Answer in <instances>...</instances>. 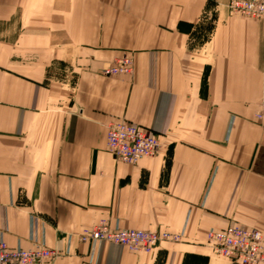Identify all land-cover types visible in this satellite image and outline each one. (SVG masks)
<instances>
[{
	"label": "crops",
	"instance_id": "0c3cea01",
	"mask_svg": "<svg viewBox=\"0 0 264 264\" xmlns=\"http://www.w3.org/2000/svg\"><path fill=\"white\" fill-rule=\"evenodd\" d=\"M228 0H0V236L68 254L41 264H228L205 245L264 230V19ZM127 53L132 72L101 70ZM159 136L136 163L109 121ZM112 226L177 233L152 252L76 239Z\"/></svg>",
	"mask_w": 264,
	"mask_h": 264
},
{
	"label": "built area",
	"instance_id": "2783aa9c",
	"mask_svg": "<svg viewBox=\"0 0 264 264\" xmlns=\"http://www.w3.org/2000/svg\"><path fill=\"white\" fill-rule=\"evenodd\" d=\"M230 12L243 16L264 19V0H228ZM124 64L104 70L106 75L127 72ZM254 118L264 125V90ZM160 139L150 130L127 123L113 121L106 125V146L118 160L136 163L142 158L153 157L160 148ZM180 235L143 229H110L104 222L91 230H84L81 240H108L126 246L130 250L150 251L161 239L177 241ZM206 246L213 255L236 264H264V232L253 227L229 223L221 228H210L205 235ZM52 249H26L21 245L11 246L0 237V264H37L55 257Z\"/></svg>",
	"mask_w": 264,
	"mask_h": 264
},
{
	"label": "rangeland",
	"instance_id": "374dc122",
	"mask_svg": "<svg viewBox=\"0 0 264 264\" xmlns=\"http://www.w3.org/2000/svg\"><path fill=\"white\" fill-rule=\"evenodd\" d=\"M126 58H129L130 59V63H127V72H122V73H115V74H111V75H126V74H130L131 72H132V67H133V61H132V58H131V56L129 55V54H127V53H123L122 55H120V56H118L117 58H115V60L110 64V65H108V66H106V67H104L102 70H101V73L102 74H104V75H106L105 74V72H104V70H106V69H108V68H111V67H114V66H117L119 63L121 64V65H123L124 64V61L126 60ZM111 75H107V76H111ZM258 107V106H257ZM257 109V108H256ZM254 120H255V118H254ZM115 121H125V122H127V123H131V124H134V123H132V122H129V121H126V120H115ZM257 123H259L257 120H255ZM110 122H113V121H109V122H107V124L108 123H110ZM106 124V125H107ZM106 125H105V128H106ZM135 125H137V124H135ZM137 126H140V125H137ZM140 127H143V126H140ZM143 128H146V127H143ZM146 129H148V128H146ZM149 130V129H148ZM152 132V131H151ZM153 134H155L154 132H152ZM158 138H159V136L157 135V134H155ZM106 148H107V146H106ZM108 150V149H107ZM109 152V151H108ZM116 158V157H115ZM101 222H104L110 229H138V228H121V227H119V226H112V225H110L109 224V222L107 221V220H105V219H101V220H99L96 224H94V225H91V226H86V227H83L81 230H80V232L77 234V236H76V239H77V241L78 242H81V243H89V244H94L95 242H98V241H106V242H111V241H108V240H90V239H88V240H81L80 239V236L82 235V233L84 232V230H87V229H89V230H91L92 228H94L95 226H98V225H100V223ZM253 228H257V227H253ZM257 229H259V228H257ZM143 230H145V229H143ZM260 231H262V232H264V230H261V229H259ZM151 231H156V232H162V231H158V230H151ZM163 232H165V231H163ZM175 234H177V233H175ZM206 235V234H205ZM71 236H72V234H68V241H67V245H66V247L62 250V249H58V248H51V247H45V246H40V245H37V244H35L33 247H29V248H26V247H23V246H21V247H23V248H26V249H33V248H46V249H52V250H55L58 254L55 256V257H53V258H51V259H47V260H42V261H40L39 263H37V264H41L42 262H46V261H51V260H54V259H56V258H58L59 256H62V255H64V254H68V252H69V250H70V247H71V245H70V243H71ZM1 237V236H0ZM4 239V238H3ZM5 240V239H4ZM161 240H166V239H161ZM160 240V241H161ZM168 240H170V239H168ZM160 241L159 242H157V244L154 246V248L152 249V250H150V251H142V250H135V251H133V250H130V249H128L126 246H124L125 248H127L129 251H131V252H152L157 246H158V244L160 243ZM174 241V240H173ZM111 243H114V242H111ZM114 244H116V243H114ZM117 245H120V244H117ZM205 245H206V243H205ZM13 246H15V245H13ZM121 246H123V245H121ZM207 247V246H206ZM208 248V250H209V252H210V254L212 255V256H216V255H213L212 254V252L210 251V248L209 247H207ZM216 257H219V256H216ZM221 258V257H220ZM222 259H224V260H226V262H228V264H236V263H233V262H231V261H229L228 259H225V258H222Z\"/></svg>",
	"mask_w": 264,
	"mask_h": 264
}]
</instances>
